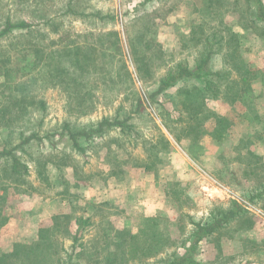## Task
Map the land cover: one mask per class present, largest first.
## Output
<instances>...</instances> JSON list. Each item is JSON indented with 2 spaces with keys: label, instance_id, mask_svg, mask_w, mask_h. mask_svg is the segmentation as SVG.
<instances>
[{
  "label": "rangeland",
  "instance_id": "obj_1",
  "mask_svg": "<svg viewBox=\"0 0 264 264\" xmlns=\"http://www.w3.org/2000/svg\"><path fill=\"white\" fill-rule=\"evenodd\" d=\"M138 1L72 0V11L66 12L69 0H0V21L9 13L32 24L29 34H12L0 41V147L16 146L21 132L33 131L42 138L13 150L26 164L25 174H10L0 161V194L5 196L0 199V225L7 217L25 225L23 235L5 252L7 246L0 241V254L29 241L40 244L41 258L33 260L37 264L156 263L187 239L190 218L208 222L212 209L234 200L245 211L200 242L195 258L201 264H264V194L248 201L257 181L241 174L244 166L234 162L232 149L254 128L264 136L262 27L242 30L231 25L244 37L241 44L249 66L259 69L251 86L256 98L245 104L253 125L232 127L231 137L215 146L209 135L212 118L207 115L226 114L228 105L220 97L207 98L208 112L196 128L202 149L195 150L194 159L187 139L192 135L184 137L183 130L192 124L193 111L181 106L192 105L183 91L192 81L158 96L163 106L146 100L156 76L174 60L190 62L196 55L188 27L196 14L192 0H152L132 10ZM96 13L104 18L90 15ZM156 14L162 16L157 25L146 22ZM140 15L146 17L137 19ZM235 17L225 16L229 22H236ZM147 24L166 55L151 66L154 73L144 72L143 79L136 71L129 39L144 32ZM67 51L69 56L58 55ZM90 54L95 57L88 66L74 60L76 55L86 60ZM55 58L62 60L59 69L53 66ZM220 66L217 57L215 67ZM23 71L29 76L21 75ZM138 99L144 108L132 113ZM116 113L132 115L133 132L123 135L114 129L90 141L80 139L83 152L75 150L66 136L43 138L46 133H60L66 123L79 129ZM251 148L264 153L263 143ZM78 218L88 221L75 236ZM155 230H166L169 243L153 240ZM122 231L137 238L126 235L121 240L117 233ZM13 261L24 264L18 257Z\"/></svg>",
  "mask_w": 264,
  "mask_h": 264
},
{
  "label": "trees",
  "instance_id": "obj_2",
  "mask_svg": "<svg viewBox=\"0 0 264 264\" xmlns=\"http://www.w3.org/2000/svg\"><path fill=\"white\" fill-rule=\"evenodd\" d=\"M67 3L66 12H71V2ZM152 0H139L138 4L134 6L132 10H135L140 5H146ZM194 7V17L192 23L189 22L190 38L192 40V48L197 46L196 55L192 57L189 62L186 60H174L173 64L163 72L156 76L155 87L148 92L146 100L152 103H159L158 96L167 94V91L171 88L177 87L178 84L188 81H192V86L184 87V93L192 98V105L187 103H181V106L192 107V124H186L183 130L184 135L182 137H190L189 139L192 148V158H196V152L202 149L196 135V128L200 125L201 118L206 117L208 108L206 107L205 100L221 99L228 105V111L226 114H216L215 112H208L207 117L213 118V125L209 132L215 146L222 145L223 139L231 137L232 127L244 123L245 126L253 125L254 119L249 111L245 108V104L256 98L253 94L254 91L251 88L254 75L259 69L249 66L248 61L244 58V50L242 49L241 39L244 38L241 34H238L233 30V24H237L242 30H248L251 28H261V33H264V0H192ZM74 13V12H73ZM230 13H234L237 16L236 22H229L225 16ZM96 15L99 18H104V15ZM108 17V15H105ZM145 15L137 16L136 18H143ZM161 15H151L146 17V22L156 23L161 21ZM112 18V17H111ZM195 19V20H194ZM145 22V23H146ZM32 24H29L25 20H16L11 17L9 13L0 21V41L7 38L12 34L22 35L24 33L31 32ZM149 24L145 28L144 32L140 35L134 36L129 39V46L131 49L132 59L135 62V68L141 78H145L144 72L151 74L154 73L151 70V66L157 65L159 58L165 56V51L162 50L161 45L155 40V37L150 35ZM115 35L116 32L114 31ZM143 44L142 49L140 45ZM146 49L149 50V54H146ZM143 51V55L141 52ZM168 61H172L170 57L172 54L169 52ZM58 55L69 56L70 53L62 52ZM94 55L88 56L87 59L81 61L83 57L76 55L74 59L76 63L83 62L84 66L90 65L94 60ZM217 57L221 59V66L215 67ZM73 60V58H72ZM62 65V60L55 58L53 60V66L58 68ZM59 69V68H58ZM23 70V69H21ZM54 70V69H51ZM29 76V73L23 71L21 75ZM150 76V75H149ZM31 79V78H30ZM225 82H227L225 84ZM225 84V85H224ZM223 87V95L221 94ZM183 93V94H184ZM221 94V96H220ZM185 98V100H188ZM24 99L21 101L23 102ZM190 100V98H189ZM188 100V101H189ZM144 102L138 99L135 108L132 113H140L144 108ZM177 107H179L177 105ZM200 114L201 117L197 115ZM198 118H197V117ZM132 115L129 113L127 116L120 117L117 113L112 117H104L97 122L89 124L79 129H72L66 123L60 133L51 132L46 133L43 138L50 139L52 136L58 135L60 139L66 136L71 146L77 151H84V146L81 144L80 139L84 141H90L98 137H102L111 130H118L123 135L130 134L134 130V124L130 122ZM254 128V127H253ZM180 135V134H178ZM19 142L13 148H7L2 145L0 147V161L5 164L7 171L12 175H23L27 172V166L14 154L15 148L22 147L24 144L30 143L32 140H42L36 132H30L24 135L23 132L18 133ZM180 136H177L179 138ZM263 134L256 128L246 132L240 137L233 148L234 162L244 166L242 168V175H252L254 181H257L254 188H251L248 201L254 202L256 198H261L264 194V153L257 154L251 147L256 142L264 144ZM200 145V146H198ZM220 158L225 160V154H219ZM153 162V161H152ZM263 163V164H261ZM260 164V165H259ZM146 169H150V165L145 166ZM262 170V171H260ZM254 191V192H253ZM5 196L0 194V199L3 200ZM244 205L231 200L227 207L218 206L211 210V220L208 222H202L190 218L192 225L191 231L187 239L179 242L174 246L171 252H166L156 263H144V264H201L199 260L195 258V254L199 243L207 238L211 237L218 230L227 225L230 221L234 220L241 213L245 211ZM88 219L83 220L78 218L75 220L77 228L74 235L83 229V225ZM1 226V225H0ZM142 231V230H141ZM120 230L118 231V233ZM117 235L124 240L127 235L129 238H137V235L122 231ZM153 240L163 241L164 244L168 242V233L166 230L157 231L152 233ZM41 236V235H40ZM41 238V237H40ZM120 240V241H121ZM132 240V239H131ZM40 244L38 242H24L15 243L12 250L6 253L0 254V264H15L13 259L15 257L20 258L22 263L29 262V264H37L33 262L41 258V252L38 250ZM116 246H118L116 244ZM75 247H73L74 249ZM50 254L53 255L52 252ZM51 262V261H50ZM53 262H59L58 259H54ZM69 262V260H68Z\"/></svg>",
  "mask_w": 264,
  "mask_h": 264
},
{
  "label": "crops",
  "instance_id": "obj_3",
  "mask_svg": "<svg viewBox=\"0 0 264 264\" xmlns=\"http://www.w3.org/2000/svg\"><path fill=\"white\" fill-rule=\"evenodd\" d=\"M216 114L224 115L225 113H216ZM211 120L213 125V118ZM7 218H8L7 221L4 222L0 227V241L3 244H6L7 246L5 250H3V252L9 249V246L12 243H14L13 240L16 239L17 236L23 235L25 228V225H20V223L18 224V219L16 220V217H7ZM258 264H262V263L260 262Z\"/></svg>",
  "mask_w": 264,
  "mask_h": 264
}]
</instances>
